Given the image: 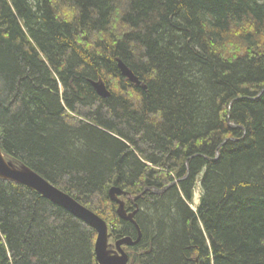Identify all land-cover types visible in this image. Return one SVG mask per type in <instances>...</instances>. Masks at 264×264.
Here are the masks:
<instances>
[{
  "label": "trees",
  "instance_id": "trees-1",
  "mask_svg": "<svg viewBox=\"0 0 264 264\" xmlns=\"http://www.w3.org/2000/svg\"><path fill=\"white\" fill-rule=\"evenodd\" d=\"M0 146L104 218L112 241L138 228L110 188L176 181L137 199L130 264H264V0H0ZM96 239L0 180V264H98Z\"/></svg>",
  "mask_w": 264,
  "mask_h": 264
},
{
  "label": "water",
  "instance_id": "water-1",
  "mask_svg": "<svg viewBox=\"0 0 264 264\" xmlns=\"http://www.w3.org/2000/svg\"><path fill=\"white\" fill-rule=\"evenodd\" d=\"M119 68L122 75L126 77L131 83L136 85L141 84L139 78L122 61H119ZM92 85L100 97L108 98L111 95V92L103 79L92 81ZM218 155L219 151L217 152V156ZM0 180L11 181L32 188L33 190L41 194L44 198L64 208L77 218L93 227L97 232L95 253L98 264H128L130 258L124 247L136 246L141 241L142 233L135 220V216L139 211V205L136 203L135 210L128 212L126 210L125 200L122 197L128 194L130 200L132 202H136L137 199L147 191L163 193L169 187L176 183V181H174L164 189L147 188L145 192L135 197H133L131 194L127 193L120 187L113 186L112 188H110L109 197L111 201L116 203L118 206V216L122 220L129 221L135 224L138 228V237L136 239L126 236L116 240L115 243L112 244L110 243L112 234L109 232V225L104 218L84 206L67 192L61 190L60 188L49 182L47 179L42 177L27 165L20 163L15 159L6 157L2 152L1 146Z\"/></svg>",
  "mask_w": 264,
  "mask_h": 264
},
{
  "label": "rangeland",
  "instance_id": "rangeland-1",
  "mask_svg": "<svg viewBox=\"0 0 264 264\" xmlns=\"http://www.w3.org/2000/svg\"><path fill=\"white\" fill-rule=\"evenodd\" d=\"M197 198L199 199L197 201ZM200 199H201V189L199 184L196 185L195 187V191H194V197L192 199V201L190 202V206L192 207V209L196 210L199 203H200Z\"/></svg>",
  "mask_w": 264,
  "mask_h": 264
},
{
  "label": "flooded vegetation",
  "instance_id": "flooded-vegetation-1",
  "mask_svg": "<svg viewBox=\"0 0 264 264\" xmlns=\"http://www.w3.org/2000/svg\"><path fill=\"white\" fill-rule=\"evenodd\" d=\"M135 204H136V202H133V206H134V210H135ZM138 204V203H137ZM134 210H132V211H134ZM131 212V211H130ZM138 245V244H137ZM136 245V246H137ZM133 247V246H132ZM126 252H127V250H126ZM128 253V252H127ZM129 255V254H128ZM129 258H130V256H129ZM130 261V260H129Z\"/></svg>",
  "mask_w": 264,
  "mask_h": 264
},
{
  "label": "bare ground",
  "instance_id": "bare-ground-1",
  "mask_svg": "<svg viewBox=\"0 0 264 264\" xmlns=\"http://www.w3.org/2000/svg\"><path fill=\"white\" fill-rule=\"evenodd\" d=\"M121 71V70H120ZM199 199L197 198V201H198Z\"/></svg>",
  "mask_w": 264,
  "mask_h": 264
}]
</instances>
